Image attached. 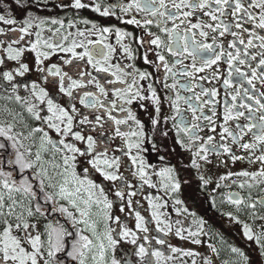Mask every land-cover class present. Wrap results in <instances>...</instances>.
Masks as SVG:
<instances>
[{
    "label": "snow or ice",
    "instance_id": "6c2138e0",
    "mask_svg": "<svg viewBox=\"0 0 264 264\" xmlns=\"http://www.w3.org/2000/svg\"><path fill=\"white\" fill-rule=\"evenodd\" d=\"M36 4L37 12L51 4L76 14L90 10L100 19L0 14V264H127L117 256L125 244L135 246L140 264H187L183 257L201 255L160 236L150 239L139 211L137 231L112 214L116 202L120 212L133 205L130 180L157 188L149 170L163 178L166 192L175 195L181 187L174 167L157 170L146 161L138 111L148 114L150 130L162 140L171 134L189 151L198 171L213 163L209 153L226 156L217 161L226 169L246 162L248 168L220 177H242L238 186L248 189L246 197L227 194L237 213L227 215L240 222L238 214L246 212L264 221L258 215V205L264 209V0ZM105 18L117 23H102ZM253 188L260 194L254 197ZM163 200L149 203L158 209L167 196ZM151 215L158 233L202 243V228L184 236L166 217L160 227L162 213ZM244 229L248 239L260 241L247 224ZM153 240L169 254L145 246ZM208 247L213 255L203 256L202 264H219L218 250ZM231 252L243 256L236 247Z\"/></svg>",
    "mask_w": 264,
    "mask_h": 264
},
{
    "label": "flooded vegetation",
    "instance_id": "af4514ba",
    "mask_svg": "<svg viewBox=\"0 0 264 264\" xmlns=\"http://www.w3.org/2000/svg\"><path fill=\"white\" fill-rule=\"evenodd\" d=\"M107 4L111 2V0H104ZM10 0H0V14L4 12L12 13L13 16L17 19H21L26 12H32L33 14H38L41 16H51V17H59L61 19L71 18L74 20H80L81 18H88L91 20H99L98 14L90 11L84 10L79 14L74 13L73 11H64L62 9L53 8L51 4L47 9L40 7L39 12L36 11L37 4L36 0H19L17 5L13 7L8 6ZM52 3H58V0H52ZM102 23H117L115 18L108 19L105 18L101 21ZM124 27V25H120ZM129 31H137L134 26H127ZM113 42L115 37H112ZM58 57H52V61L55 62ZM142 66V65H138ZM172 82L171 79L168 81ZM168 110V106L165 103L164 111ZM138 116L143 120L145 127L143 131L146 133L147 138L145 139L144 147L146 151L143 155L146 158V161L150 164L156 166V169L172 166L175 171L173 173L179 179L180 189L178 193L173 195L170 191L166 192V190L161 187V183H163V178L152 175L151 170L150 179L152 183H156L157 188H152L148 184H143L139 178H134L129 181L133 185V187L127 189L128 192L135 191L137 195L132 197L134 203L131 208L125 206V212H120L118 208V203L116 202L112 208V214L114 216L118 215L121 217L123 226L133 229V231H137L135 225L137 223L135 212L139 211L142 216L145 218L146 226L149 229L147 235H149L150 239L156 236H160L161 238H165L169 243L173 245V247L181 248L183 246L192 245V250L200 253V256H196V261L199 263L203 261V256L208 255L212 256L211 250L208 245L211 244L215 246V248L219 252V256H215L214 259L219 262V264H234L232 262V258L239 254L232 253L231 248L236 247L240 249L243 253L242 259L244 260V251L239 248L236 243L231 242V238L234 240H239L243 245L250 243L252 247L259 251L264 260V221L260 219H253L248 213L243 212L239 213V221L227 215V213L232 212L234 215L236 213V206L232 205L227 200V194L229 192H239L242 196H247L248 189H241L238 184L239 180L244 179L242 177H231L227 180H221L220 177L225 176L227 171H240L243 168H248L249 165L246 162H237L234 165H229V168H225L217 161L219 159H226V156L217 157L213 153H209V160L212 161V164L206 165L202 167L199 171L196 168L191 167V154L184 148L173 143L172 135L170 134L168 140L165 142L159 137V133L151 131V125L148 121V114L143 111H138ZM219 130V129H218ZM218 139V138H217ZM153 144L156 145L160 150L156 151L153 147ZM170 146L169 147H166ZM135 151V150H133ZM160 157H164L163 161ZM198 159V158H197ZM256 166H252L251 170H254ZM125 174L127 175L126 170ZM203 175L205 178L211 179L212 183L205 186L200 179V176ZM232 180H236L237 183H231ZM107 183V182H105ZM220 184L219 188H216L215 185ZM230 185V186H228ZM264 187V186H262ZM195 189V190H194ZM195 191L199 192V196L202 201L205 202L204 205L197 204L193 197L195 196ZM253 196L260 194L257 188L252 189ZM167 196V204L158 209H153L151 204H164L163 197ZM155 197H162L161 199H154ZM215 198L213 201L212 198ZM220 198V199H219ZM109 199H113L111 195H109ZM182 200L183 203L181 205H176L175 200ZM151 200V204L149 201ZM219 200V202L217 201ZM138 201L139 203H135ZM180 208L181 212L178 214L175 209ZM188 208V212H184L183 209ZM205 210H204V209ZM153 211H158L163 215L160 216V227H164L165 217L167 218V222L172 223L173 230L177 228L183 227L186 230L197 231L202 228L203 234L198 236V239H201V244H193L191 239H181L171 233L165 236L164 233H158L156 229L157 219L152 217L151 213ZM130 213V214H129ZM258 215L264 216V209H260L258 205ZM180 220V224H176L175 221ZM203 221L201 225L199 222ZM195 221V223H194ZM244 224H247L249 228L252 230L255 236H260V241L254 239H248L247 235H245ZM115 227V225H113ZM183 233V235H184ZM139 235H145L142 232L138 233ZM145 246L150 248V250H155L156 248H161L165 251L166 255L169 254L168 250L164 248V246L156 245L154 240L152 243L148 241H144ZM135 248L132 244H125L121 246L118 250L117 256L118 258H124L127 260V264H140V258L135 255L133 249ZM245 249V248H243ZM148 257H145V262ZM155 259V258H153ZM161 264H164V261H161ZM201 264V263H200Z\"/></svg>",
    "mask_w": 264,
    "mask_h": 264
},
{
    "label": "trees",
    "instance_id": "16d2710c",
    "mask_svg": "<svg viewBox=\"0 0 264 264\" xmlns=\"http://www.w3.org/2000/svg\"><path fill=\"white\" fill-rule=\"evenodd\" d=\"M193 199H195L197 204L198 203L201 205L205 204V202L201 200V198L199 196V192H197V191H195V196L193 197ZM217 201L219 202V200H217ZM230 240H231V242L236 243V245L239 248H241V250L244 251L245 256L248 258V260L246 261L247 264H264L263 257L261 256V254L259 253L258 250H256L254 247L251 246L250 243L247 244L245 242L246 245H243L239 240H234L233 238H231ZM243 248H245V249H243Z\"/></svg>",
    "mask_w": 264,
    "mask_h": 264
},
{
    "label": "rangeland",
    "instance_id": "374dc122",
    "mask_svg": "<svg viewBox=\"0 0 264 264\" xmlns=\"http://www.w3.org/2000/svg\"><path fill=\"white\" fill-rule=\"evenodd\" d=\"M187 232L184 233V236H187L188 235V231L189 230H186ZM182 249L184 250H192V245H189V246H183L181 247ZM193 251V250H192ZM195 252V251H193ZM197 252V251H196ZM171 255L173 256H179L180 254L179 253H171ZM183 259L187 262V264H191V261L192 259H195L196 260V257H183ZM232 262H236V264H245V262L243 261L242 257L240 255H237V256H234L231 260ZM203 261H200L199 263L196 261V264H202ZM165 264V262H164ZM167 264H179V260L173 262V261H169L167 262Z\"/></svg>",
    "mask_w": 264,
    "mask_h": 264
}]
</instances>
